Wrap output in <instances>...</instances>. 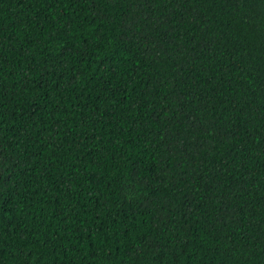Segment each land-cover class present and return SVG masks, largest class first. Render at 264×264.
<instances>
[{"label": "trees", "instance_id": "1", "mask_svg": "<svg viewBox=\"0 0 264 264\" xmlns=\"http://www.w3.org/2000/svg\"><path fill=\"white\" fill-rule=\"evenodd\" d=\"M0 264H264V0H0Z\"/></svg>", "mask_w": 264, "mask_h": 264}]
</instances>
